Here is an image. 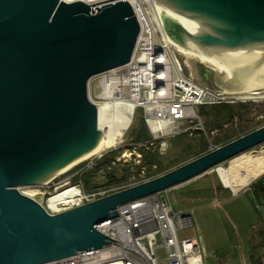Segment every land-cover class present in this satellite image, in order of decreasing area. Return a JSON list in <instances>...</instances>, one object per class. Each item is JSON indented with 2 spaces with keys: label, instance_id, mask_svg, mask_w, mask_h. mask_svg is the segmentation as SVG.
Instances as JSON below:
<instances>
[{
  "label": "water",
  "instance_id": "obj_1",
  "mask_svg": "<svg viewBox=\"0 0 264 264\" xmlns=\"http://www.w3.org/2000/svg\"><path fill=\"white\" fill-rule=\"evenodd\" d=\"M68 1V2H66ZM0 0V264L102 250L117 208L197 178L264 143V127L145 183L50 215L43 184L102 142L90 81L127 65L140 32L125 0ZM191 79L217 93L264 88V0H154Z\"/></svg>",
  "mask_w": 264,
  "mask_h": 264
},
{
  "label": "built area",
  "instance_id": "obj_2",
  "mask_svg": "<svg viewBox=\"0 0 264 264\" xmlns=\"http://www.w3.org/2000/svg\"><path fill=\"white\" fill-rule=\"evenodd\" d=\"M125 1L132 7L140 27L131 60L122 67L123 74L110 77L108 72L95 78L102 92L119 94L120 98L133 102L135 113L142 112L152 136L151 143L143 145L145 148L194 130L203 131L201 107L244 101L211 91L184 73L178 50L171 43L173 40L163 34L151 6L154 0ZM89 99L97 104L90 95ZM214 150L216 148H211L210 152ZM138 158L142 159L141 154ZM121 160L117 158V162ZM138 169L121 188H100L91 192L71 188L79 190L80 195L78 202L66 211L158 177L150 176L144 166ZM151 169L157 170V165H152ZM172 189L119 206L118 220L99 228L113 240L107 247L49 264H188L190 259L204 256L206 250L201 236L185 235V231L195 225L192 212L174 207L168 194Z\"/></svg>",
  "mask_w": 264,
  "mask_h": 264
},
{
  "label": "rangeland",
  "instance_id": "obj_3",
  "mask_svg": "<svg viewBox=\"0 0 264 264\" xmlns=\"http://www.w3.org/2000/svg\"><path fill=\"white\" fill-rule=\"evenodd\" d=\"M177 56L183 65L184 73L189 75L179 52H177ZM123 72L124 70L109 72L108 76L115 77L123 74ZM88 93L94 102H106L109 100L108 94H103L102 90L98 88V78L90 81ZM260 93L261 95L256 99L226 103L234 107H238V103H248L247 108L237 109L238 118L233 121L225 118L228 115L227 113L219 116L213 113L201 114L203 131L194 130L176 138L158 142L155 146L148 145L144 149L152 154L155 153L157 170L151 169L152 165L149 162L145 163L138 158L139 150L143 149V145L146 144V142L139 145L135 144L136 133L140 128V122L143 121V114L139 111L136 112L133 123L126 131L123 139L114 149L83 161L46 185L19 186L18 191L21 194L32 191L38 193V196L29 198L47 210V199L65 189L77 188L82 192H91L100 188H121L128 181L116 185H107L106 178L99 176L90 182L87 189L85 183L76 176L78 172L91 169L89 167H92L96 161L113 151L116 153V158L122 159L121 164L115 166L118 178H121L125 167L134 169V172L129 175L130 177L136 174V167L140 166L146 167L150 176L159 177L165 173L172 172L209 153L211 148H221L226 143L238 140V138L244 137L245 134L263 128L264 90ZM204 107L208 109L212 106ZM147 135L148 139L152 141V136L148 129ZM263 148L264 143L251 149V151H259ZM228 165V162H225L197 178L174 187L168 193L171 202L177 210L192 212L195 225L192 229L186 230L185 235L201 236L202 243L205 244L206 241L211 245V251L215 253V256L212 255L207 264H242L240 253L245 242L241 237L249 231V224L254 218L253 213L242 210L241 203H243L242 201H247V196H251L250 186L255 181L237 194H234L230 188L223 184L216 171V168L226 169ZM263 229L262 223L256 228L258 233L264 231ZM256 242L257 244L251 248L253 256L264 255V240Z\"/></svg>",
  "mask_w": 264,
  "mask_h": 264
},
{
  "label": "bare ground",
  "instance_id": "obj_4",
  "mask_svg": "<svg viewBox=\"0 0 264 264\" xmlns=\"http://www.w3.org/2000/svg\"><path fill=\"white\" fill-rule=\"evenodd\" d=\"M75 1L76 0L71 2ZM78 1H82L88 5H93L107 0ZM171 43L175 45L174 41H171ZM175 47L177 48L176 45ZM121 69L122 68H119L110 72L112 73ZM263 90L264 88L256 91L227 92V94L231 95L233 99L236 100H248L258 98V96L261 95L260 92ZM102 93L108 94L109 100L106 102H97L96 104L98 110L97 128L98 131L102 133L103 137V142L97 153L83 157L79 161L57 173L45 183L40 185H46L52 182L58 176L66 173L83 161L96 157L108 150L114 149L121 142L126 131L133 123V118L136 114L134 104L133 102L120 98L118 96L119 94L114 95L109 94L108 92ZM228 164L229 165L226 169L218 167L216 168V171L223 184L230 188L234 194H237L264 175V148L255 152L249 150L237 157L232 158L228 161ZM22 194L28 197H35L39 195L33 191ZM79 195L80 192L77 189H65L57 192L55 195L47 199L46 209L51 214L62 213L72 208V206L78 202Z\"/></svg>",
  "mask_w": 264,
  "mask_h": 264
},
{
  "label": "trees",
  "instance_id": "obj_5",
  "mask_svg": "<svg viewBox=\"0 0 264 264\" xmlns=\"http://www.w3.org/2000/svg\"><path fill=\"white\" fill-rule=\"evenodd\" d=\"M237 105L238 107L230 106L227 104H220V105L212 106L208 109L204 107L199 112H200V115L201 114L206 115V114L213 113L214 115H217V116L227 113L228 115H226L225 118H228L229 120L233 121L238 118V114L236 112L237 109L247 108L248 103L246 104L238 103ZM248 134H245L244 136ZM145 142L146 144L147 143L149 144L151 143V140L148 139L147 127H146L145 122L141 121L140 128L137 131L136 136H135V144L139 145V144H144ZM229 143H226L223 146ZM144 148L145 147L143 146V149L141 148L139 150V154H141L142 160L145 163L149 162L151 165H155V157H156L155 153L152 154L150 152H147ZM120 164L121 162H117L116 153L115 151H113L103 156L100 160L96 161V163H94L91 169L78 172L76 176L79 178V180L85 183L86 187L87 186L89 187L90 182L99 176H104V178H106L107 185L120 184L122 182L128 181V179L130 178L129 175L133 173L131 168L125 167L123 169V174L121 178H118L115 166H118ZM136 168L137 170H139L138 167ZM101 170H102V173H100ZM250 192H251V196H248V197L250 198V201L252 202L253 206L257 210H258V207L264 206V176L260 178L259 180L255 181V183L250 186Z\"/></svg>",
  "mask_w": 264,
  "mask_h": 264
},
{
  "label": "crops",
  "instance_id": "obj_6",
  "mask_svg": "<svg viewBox=\"0 0 264 264\" xmlns=\"http://www.w3.org/2000/svg\"><path fill=\"white\" fill-rule=\"evenodd\" d=\"M204 108L201 107L200 110ZM241 208L242 210L249 211L254 214V218L250 222L249 231L246 232L241 239L244 240L245 244L240 253V260L242 264H264V255L253 256L252 247L257 244L256 241L264 240V231L259 232L256 230L257 226L262 223L264 226V206L258 207V210L253 206L250 198L247 196V201H242ZM264 230V229H263ZM263 233V234H261ZM260 235V236H259ZM261 244V243H259ZM205 247V255L197 258L190 259L188 264H207L209 259L212 258V255L215 256V253L211 251V245L205 241L203 243Z\"/></svg>",
  "mask_w": 264,
  "mask_h": 264
}]
</instances>
